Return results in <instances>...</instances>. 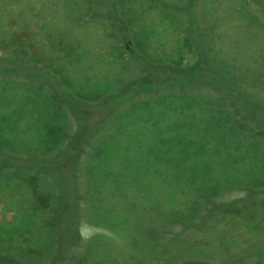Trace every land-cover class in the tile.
<instances>
[{
  "label": "rangeland",
  "instance_id": "obj_1",
  "mask_svg": "<svg viewBox=\"0 0 264 264\" xmlns=\"http://www.w3.org/2000/svg\"><path fill=\"white\" fill-rule=\"evenodd\" d=\"M188 2L0 0V151L45 158L38 170L55 176L36 179L18 162L2 170V256L24 264L264 260V0H198L197 8L214 50L259 95L262 123L237 118L229 97L210 89L142 92L114 111L106 104L129 80L196 62L185 17L163 5ZM15 66L28 78H5ZM37 70L44 84L30 80ZM210 70L186 74L228 89L231 77ZM77 161L78 175L63 172ZM237 199L245 201L204 220L213 203Z\"/></svg>",
  "mask_w": 264,
  "mask_h": 264
},
{
  "label": "trees",
  "instance_id": "obj_2",
  "mask_svg": "<svg viewBox=\"0 0 264 264\" xmlns=\"http://www.w3.org/2000/svg\"><path fill=\"white\" fill-rule=\"evenodd\" d=\"M163 5L169 8L171 11L182 14L185 17L186 31L190 39L193 41V45H194V48L197 54L196 62L190 65H187V66H180V68H176L178 66H170L171 68H174V69H166L164 72H161V70L155 71L156 75H154L152 79L145 81V82H139L138 80H135V81L129 80L127 82L125 81L126 82V83L124 82L125 85H123L120 88V90L116 92V96L114 95L115 97H110L112 96V94L108 96L109 98L107 97L109 101H107L106 104L109 106V108H111L112 111H114L113 109L115 108L117 109V107L131 100V97L139 96V94H141L142 92H147V91L148 92H151V91L158 92L161 90H177L179 92H186V91H190L194 89H210V90L215 91L217 94L224 93L226 94V97H229V101L231 103L229 107L237 115L236 116L237 118L244 120L248 116L250 117L252 116L250 121L255 122V123L257 122V120L260 121L259 118L261 119L260 115H263V108L262 106L255 103V101L257 100V98L255 97L259 95L245 89L239 83L235 75L233 74L234 72L233 68L230 66V64L227 63V59L221 55L220 51L214 50L211 44V39L207 38L205 31L202 30L200 27L198 15H197L198 0H189V2L184 6H180V5L173 4V3H168V4L163 3ZM124 41H123L124 42L123 47H124L125 52L128 54V56L133 55L134 57H136L137 53L135 49L133 48L132 43L128 39H124ZM0 59H2V57H0ZM193 67L205 69V70L212 68V70L210 71H213V72L217 71L223 76L229 75L231 77V79L229 80V88L223 89L224 87H222L221 85H219V87L217 88L215 86L211 87L209 82L205 78H202V75L201 77L198 76L195 80L191 79L186 74V72ZM32 73L34 77H30V80L36 81L40 84H44V80L46 79L41 80L42 78L46 77L44 73H41L38 70L33 71ZM23 74L28 76L29 71H27L23 67L15 66L12 70L5 71L4 77L6 78L7 76H11V75H16L18 77H24ZM156 83H162L163 85H160L159 87H154ZM124 86H126L127 91L120 92ZM132 90L135 91L134 94H132ZM219 101L220 99L218 100V102ZM97 105L99 104L95 105L96 106L95 110H98ZM91 107H94V106H91ZM242 107H246V109L241 110ZM111 120L112 118H110L108 122ZM260 123L262 122L260 121ZM45 161H47L45 160V158L43 159L42 158H29V159L17 158L14 156L5 155L0 151V174L5 167H7L8 165L11 166L12 164L18 162L22 166V168H28L30 170L35 171L37 173L34 176L36 179L38 178V175H47L52 179L55 178L54 175H51L50 170L49 171L43 170L41 172L38 170L37 166L42 165V163ZM63 165L66 168L65 170V168L63 169L60 166L63 172L69 173L71 171L73 175H78V161L64 163ZM55 181L57 182V180ZM75 187L79 191L77 184H75ZM69 195L71 196V192L69 193ZM244 201L245 199H237L231 202L218 203V204L213 203L212 206L207 210L206 214L203 215L204 220L206 221L207 219L212 218L215 213L226 211L227 209L239 203H242ZM69 202H71V199H69ZM56 210L57 209L53 207L52 212H55ZM78 217L79 216L77 212V207L72 206V213H71L70 218H72L74 222H80ZM79 236H80L79 239L81 240V233ZM255 256L257 257V255H252V256L244 255L243 257L239 259L236 258V260H233L234 255H231L230 257L222 261V263L220 264L243 263L249 258H252ZM263 261L264 260H258L256 262L257 264H261V263H264ZM0 264H24V263H22L18 259L5 257L0 254ZM180 264H218V263H211V262H206V261H188V262H183Z\"/></svg>",
  "mask_w": 264,
  "mask_h": 264
}]
</instances>
